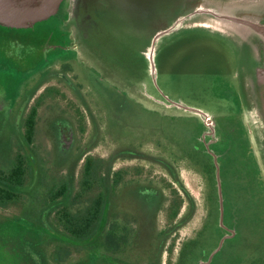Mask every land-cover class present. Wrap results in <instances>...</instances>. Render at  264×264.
<instances>
[{"label": "flooded vegetation", "instance_id": "flooded-vegetation-1", "mask_svg": "<svg viewBox=\"0 0 264 264\" xmlns=\"http://www.w3.org/2000/svg\"><path fill=\"white\" fill-rule=\"evenodd\" d=\"M41 23L34 71L0 114V158L12 161L0 208L19 206L0 214L2 262L264 264V186L241 108L212 127L148 111Z\"/></svg>", "mask_w": 264, "mask_h": 264}, {"label": "water", "instance_id": "water-1", "mask_svg": "<svg viewBox=\"0 0 264 264\" xmlns=\"http://www.w3.org/2000/svg\"><path fill=\"white\" fill-rule=\"evenodd\" d=\"M52 18L78 64L148 111L212 127L241 108L264 186V0H0V27Z\"/></svg>", "mask_w": 264, "mask_h": 264}, {"label": "rangeland", "instance_id": "rangeland-1", "mask_svg": "<svg viewBox=\"0 0 264 264\" xmlns=\"http://www.w3.org/2000/svg\"><path fill=\"white\" fill-rule=\"evenodd\" d=\"M48 21L53 22L54 24L57 23V21L53 18ZM45 26L46 23H39L36 24L34 29L30 31L11 30L0 27V114L6 115V113H9V102L19 93V91H21V85L19 84L23 82V77L28 73V71L29 73L34 71L33 62H31V60L35 55L39 54V44L42 46L45 41L42 37L40 38L43 31L47 30L44 29ZM33 37L36 38L34 39ZM31 38L34 40L31 41ZM215 83L224 85L234 91L233 88L223 79V77L219 75H215L213 77L212 90L217 96L233 101L231 97L229 98L224 96L220 93V91L216 90ZM106 144L107 141L104 140L103 146L97 151L99 154L105 156L109 153L110 149H112V146L109 145L107 146L108 148L105 147ZM11 162L9 160L4 161L0 158V169H5L6 166L11 164ZM23 203L24 202L22 200L19 205H22ZM18 208L19 206L17 207L16 205L13 206V204H10V207L6 208V210L0 208V214L15 213L18 211ZM78 210L79 209L77 208L72 209V211ZM1 232H3V230L0 227V233ZM2 259L3 262L0 259L2 262L0 264H11L8 260H4L5 258Z\"/></svg>", "mask_w": 264, "mask_h": 264}]
</instances>
